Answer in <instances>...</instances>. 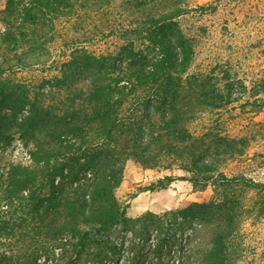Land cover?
Returning a JSON list of instances; mask_svg holds the SVG:
<instances>
[{
	"label": "rangeland",
	"instance_id": "374dc122",
	"mask_svg": "<svg viewBox=\"0 0 264 264\" xmlns=\"http://www.w3.org/2000/svg\"><path fill=\"white\" fill-rule=\"evenodd\" d=\"M15 1L28 4L30 0ZM72 1L70 9L63 7L62 12L51 13L35 25L24 24L22 31L28 39H36L35 44L19 42L15 52L0 50V68L5 69L0 74V87L25 94L43 112L78 114L80 101L100 77L96 69L82 66V58L106 57L117 62L125 56L122 47L129 40L134 41L133 48L140 52L139 56L150 58L149 42L136 39L131 29L141 27L147 16L157 17L179 7L182 13L175 18L177 28L192 51L185 72L179 75L180 101L197 104L202 98L199 96L205 94L210 103L197 104L188 112L185 127L192 139L188 143L172 141L185 147L181 155L163 157L157 167H142L133 158L124 163L121 183L113 193L127 218L134 219L148 211L163 216L194 202L211 200L215 196L212 187L193 190L186 179L174 180L164 189L145 190L166 175L190 177L194 165L200 166L201 162H207L214 174H240L264 181V0ZM139 1L144 4L135 8L134 3ZM8 2L0 0V31L7 22L19 27L22 21L21 16L5 12ZM157 56L155 53L153 58ZM17 58L24 63L19 65ZM128 62H121L117 71H129ZM146 92L144 88L136 90L122 108L128 107L122 111L123 116L132 114L141 122L137 140H143L151 131L164 133L159 126L165 112L156 110L155 103H150L148 109L136 103V97H143ZM29 104L16 114L15 120L7 115L0 122V173L13 164H33L29 157L32 142L21 135L18 124L29 114ZM3 112L10 114L11 109L3 108L0 115ZM256 197L252 191L243 193L242 206L252 207ZM251 207L244 209L247 211L234 238L235 264H264V214L258 215L256 208ZM161 220L159 224L152 219L144 226H112L105 241L87 249L79 264H158L157 257L152 256L156 253L153 243L163 236L171 239L168 246L172 251L166 264H177L179 256L188 264H197L199 254L195 251L208 244L211 230L198 227V222L191 219ZM193 226L198 228L196 236L187 244L185 239ZM133 237L135 241L141 237L147 242L136 245L131 242ZM136 253L148 254L147 260L138 257L133 261L131 257Z\"/></svg>",
	"mask_w": 264,
	"mask_h": 264
},
{
	"label": "trees",
	"instance_id": "16d2710c",
	"mask_svg": "<svg viewBox=\"0 0 264 264\" xmlns=\"http://www.w3.org/2000/svg\"><path fill=\"white\" fill-rule=\"evenodd\" d=\"M19 4L21 7L17 8ZM134 4L140 8L144 2ZM72 5V0H30L28 4L9 0L5 12L21 16L22 21L19 27L6 23L7 27L0 31V50L15 52L19 42L35 44L36 39H28L22 31L24 24L35 25L49 14L62 12L63 7L70 9ZM181 13L179 7H174L157 17L147 16L141 27L131 29L136 39L149 42L150 58L134 51L133 40L122 47L125 56L118 63L106 57L82 58V66L96 69L100 77L80 101L78 114L43 112L25 94L0 87V110L11 109L10 114L0 115V122L7 115L15 120L16 114L30 103L29 114L18 124L21 135L32 142L29 157L33 163L13 164L0 173V264H79L87 249L99 247L105 241L112 226L128 223L144 226L152 219L160 224L163 217L195 220L198 227L211 230L208 244L195 251L199 254L197 264H235L234 238L247 211L244 209L251 207L242 206L243 193L254 192L257 197L251 208H256L258 215L264 214V181L240 174H214L207 162H201L200 166L194 165L190 177L166 175L145 190L164 189L174 180L186 179L193 190L212 187L215 196L211 200L194 202L163 216L148 211L134 219L126 217L113 193L121 183L128 159L133 158L142 167H157L163 157L181 155L185 147L172 141L188 143L192 139L185 127L188 112L197 104H210L205 94L199 96L202 98L197 104L180 101L179 75L185 72L192 52L188 40L177 28L175 18ZM155 53L158 56L154 59ZM125 60H129V71H117ZM22 61L17 58L19 65ZM4 71L0 68V74ZM137 88L147 91L143 97H136L138 105L148 109L150 103H155L156 110L165 112L159 126L164 133L151 131L143 140H137L141 122L132 114L122 115L128 109H122L124 104L136 95ZM1 127L0 123V131ZM197 229L191 228L185 243L195 238ZM170 240L163 236L153 243L156 263H167L172 251L168 246ZM131 242L142 246L147 239L137 237L135 241L133 237ZM138 257L147 260L148 254L136 253L131 259ZM177 264H188L187 259L179 256Z\"/></svg>",
	"mask_w": 264,
	"mask_h": 264
}]
</instances>
